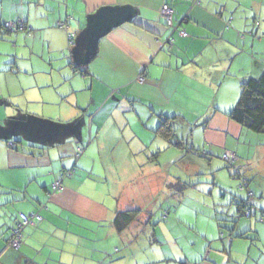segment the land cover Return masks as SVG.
<instances>
[{
	"label": "crops",
	"instance_id": "0c3cea01",
	"mask_svg": "<svg viewBox=\"0 0 264 264\" xmlns=\"http://www.w3.org/2000/svg\"><path fill=\"white\" fill-rule=\"evenodd\" d=\"M165 3L174 8L177 30L168 27L161 15ZM235 4L228 6L221 0H200L199 4L194 0H0V85L3 80L10 84L16 76L21 83L31 80L28 89L22 87L23 97L16 105L22 112L30 107L27 113L33 119L37 116L31 111L54 119L58 129L49 131L52 124L43 129L42 120L34 142L25 143L19 135L0 145V168L4 169L0 183L18 198L11 203L6 195L0 204V227L5 231L0 232V264L28 260L37 264H241L233 247L238 235L222 233L223 239L230 237L231 248H221L218 237L208 241L206 226L185 224L180 211L171 222L170 207L140 212L138 222L121 232L114 225L116 215L129 205L125 194L129 184L142 178L144 169L158 165L169 145L184 149L182 138L173 142L179 129L198 130L196 134L205 139L192 138L190 144L196 153H209L210 159L226 151L235 152L238 159L243 154L233 142L242 128L228 113L240 97L242 81L260 76L264 64L258 63L257 71L250 69L253 51L248 47L250 40L239 37L234 26ZM255 4L264 9V0ZM244 7L250 8V2ZM19 21L25 24L24 30L3 29L6 22ZM180 30L188 35L181 36ZM240 40L246 41L241 48ZM13 95L19 93L9 96ZM50 105L61 111H51ZM165 117L172 118L175 128L168 139L156 132ZM124 131L132 139L129 146L121 139ZM158 136L169 143L165 147L161 141L162 152L156 151L160 154L152 158ZM95 139L105 163L132 167L134 177L122 181L123 175L116 173L117 182L105 170L97 174L85 161ZM176 157L172 155L169 162L173 164ZM66 171L71 177L64 179L62 190L55 191L53 183ZM156 183L154 179L147 190L156 189ZM145 186L146 182L141 189ZM217 207L210 208L215 220ZM160 212L164 220L154 223V215ZM20 213L39 214L42 219L24 228L21 247L13 249L9 237ZM8 249L17 253L9 254Z\"/></svg>",
	"mask_w": 264,
	"mask_h": 264
},
{
	"label": "rangeland",
	"instance_id": "374dc122",
	"mask_svg": "<svg viewBox=\"0 0 264 264\" xmlns=\"http://www.w3.org/2000/svg\"><path fill=\"white\" fill-rule=\"evenodd\" d=\"M221 1L228 6L229 4L234 6L235 2H238V5L232 10L233 16H235L234 26L237 27L240 32L239 37L243 36L244 39L247 38V41L250 40L248 47L250 48V53L251 50L253 51L250 69L257 71L260 64H264V9L261 5L259 7L255 4V0ZM246 2H250V8L244 7ZM245 42L246 41L243 42L240 40L239 47H243L242 44ZM240 59L241 58H239V60ZM258 63H260L259 66H257ZM11 70H13V68ZM239 74L242 76L241 72H239ZM239 74L236 76H239ZM20 77H23V75H20ZM257 78H259V76ZM28 79L30 80V78ZM241 80L243 79L238 80L239 83ZM245 80L247 79L245 78ZM29 82L32 81L25 79L21 83V78H17L16 76L10 84H7L3 80V83L0 85V94L3 93L0 97V145H4L8 139L14 140L15 138H19V135H21L20 138L23 139L25 143L28 141L34 142V135H38L40 131L38 128L39 122L45 120L51 124L52 121H54V119L51 120L49 117L39 116L32 111L31 115L46 119L38 120L37 117H35L36 119L28 117L29 113L27 112L31 110L30 107H27L24 109L25 112H22L20 107L16 105L17 103H15V101H20L23 97V93H21L22 87L28 89ZM14 93H19V95L9 96ZM240 93L241 89L238 92L239 96ZM19 105L23 107L21 102ZM32 107L34 108L35 105H32L31 108ZM48 107H50L53 112L56 110V113L61 111L57 105H50ZM24 115L25 117L22 119ZM125 126L123 125L121 127ZM239 127L242 128V133L234 137L235 139L233 142L237 144L240 150H243V154H239V161L236 162L234 166L227 164L222 156L216 155L210 159L208 156L209 153H196V150L192 148L190 144L192 138L197 142L200 140L202 141V138H204L196 134L198 131L196 129L194 133H192V128L189 130H178V136L175 137L177 141L173 140V142H178L180 138H182L180 142L185 144L182 150L173 148L171 145L167 147L168 141L162 140L161 136H158V143L156 145L154 144V150L151 152L155 154L154 156L149 154L154 158L156 151L162 152L163 148L159 144L161 141H164L167 149L161 154L157 153V155L160 154L158 165H155L153 168L144 169L143 177L135 179L132 184H129V188L132 190L130 191L129 189V191H127L128 193H125L126 196L129 197V199L126 200L129 204L126 210H139L145 214L152 209L159 210L160 208L164 209L170 207L174 215L170 220L171 222L175 220L174 217L176 212L180 211L178 215H181L180 218H183L185 224L192 227L197 225L206 226L207 232L211 236L208 241L211 242L212 238L214 239L216 236L218 237L217 241H219L218 245L227 250L231 248L230 237L227 236L225 240L223 236L225 234L230 235L231 232L235 235H239L234 239L233 244L234 249L237 251L235 258H237L241 264H264V133L248 130L240 124ZM123 129L124 128H121V130ZM9 132L13 133V135L9 136ZM123 134L121 139L124 140L128 146L131 145L132 139L126 136L127 133H125V131ZM191 134H193V136ZM104 138L105 137H103V142L101 143L104 144L103 147L108 143ZM96 141L97 139H95L91 145L88 153V160L85 161L89 165L94 166L93 169L97 174L99 171L105 170L106 175L109 174L108 177L110 180H116L117 182L119 178L116 173L118 175H123L121 177L123 178L122 181L127 176L134 177L131 173V171L134 170L132 167L117 168L110 163L108 164V162L105 163L101 156L99 144L95 143ZM81 144L86 146L84 142ZM119 146L117 148H119ZM106 148L107 145L105 149ZM76 154L77 153L73 156V159H75ZM196 154H199V156ZM172 155L173 158L177 156L173 164L169 162ZM140 156L144 157L145 155L140 154ZM189 156L193 157V160H190L188 158ZM90 159H94V163L89 161ZM81 163L77 166L81 167ZM238 169L240 170V174L236 173ZM3 170L4 169L1 167L0 175ZM125 171L128 172V174H125ZM154 179L157 182V188H154L152 191L147 190L149 186L154 184ZM144 182H146L145 189H141ZM2 185L6 186V184L0 183V204L4 201L3 199L6 195L10 196V202L12 203L13 198H17V193L15 192L14 195L11 196V194H8L9 191L2 188ZM113 186H117V184ZM241 200L247 201V208L252 211L251 217L243 215L242 212L238 210L239 205L237 201ZM214 204H217L218 207L213 217L215 218V216H217L220 220H215L210 217V212H213L210 208L214 206ZM205 205H207L208 208ZM2 210L5 215L8 216L5 205ZM162 215L161 212L156 216L154 215V223H158L159 220H164L161 218ZM218 224H220L221 227H219ZM3 231L2 227H0V232ZM222 233H224L223 236L221 235ZM241 233H245V235H243L244 237L240 236ZM2 241L4 242L5 240ZM208 245L209 248H215L213 245ZM8 250L9 254L17 253L16 250Z\"/></svg>",
	"mask_w": 264,
	"mask_h": 264
},
{
	"label": "trees",
	"instance_id": "16d2710c",
	"mask_svg": "<svg viewBox=\"0 0 264 264\" xmlns=\"http://www.w3.org/2000/svg\"><path fill=\"white\" fill-rule=\"evenodd\" d=\"M228 116L248 130L264 133V71L259 78L250 77L242 82L240 97L233 109L228 113ZM171 120V117H165L156 131L167 139L171 138L175 131ZM156 155L154 158H157ZM236 173L239 174L240 170L238 169ZM237 203L239 205L238 210L242 212L243 215L247 217L252 216V211L247 208V201L241 200L237 201ZM247 211L250 212L249 215ZM139 215V210L121 211L116 215L114 225L118 231H124L134 222H138ZM216 218L220 220L218 217ZM243 235H245V233H242L240 236ZM26 264L37 263L28 260Z\"/></svg>",
	"mask_w": 264,
	"mask_h": 264
},
{
	"label": "built area",
	"instance_id": "2783aa9c",
	"mask_svg": "<svg viewBox=\"0 0 264 264\" xmlns=\"http://www.w3.org/2000/svg\"><path fill=\"white\" fill-rule=\"evenodd\" d=\"M195 4H199L200 0H194ZM174 8L168 4L165 3L161 7V15L164 18L166 25L170 28H173L174 30H177V27L174 24ZM60 27L64 28V23L59 24ZM3 29L9 32H15L19 30H24L25 29V24L22 21L19 22H6L5 25H3ZM179 34L183 37H186L188 33L185 30H180ZM2 35V30L0 29V36ZM71 38V36H70ZM170 43H173V39H169ZM139 80H143L142 77L139 78ZM82 153L81 149L78 151V156ZM223 159L226 161L227 164L230 166H234L236 161L238 160V156L236 155L235 152L232 151H226L223 154ZM71 172L66 171L62 177L57 180L56 182L53 183V189L55 191L57 190H62L63 189V181L65 178L71 177ZM249 211H247V214L249 215ZM41 220L42 217L39 214H33V215H28L25 213H20L19 214V221L17 222L16 226H14L11 229L10 232V237H9V246L12 247L13 249H19L22 244V239H23V230L24 228L29 225L30 223L33 222V220Z\"/></svg>",
	"mask_w": 264,
	"mask_h": 264
},
{
	"label": "water",
	"instance_id": "95a60500",
	"mask_svg": "<svg viewBox=\"0 0 264 264\" xmlns=\"http://www.w3.org/2000/svg\"><path fill=\"white\" fill-rule=\"evenodd\" d=\"M42 122H43V121H42ZM40 123H41V122H39V124H40ZM43 123H44V125H42V128H43V129L46 128L47 130H48V126L52 124V123H51V124L48 123L47 121H45V122H43ZM45 125H46V126H45ZM53 126H54V127H53ZM52 128H53V129H50V130H49V131H52V133H54V131H55V132L58 131V129L56 128V126H55L54 124H52Z\"/></svg>",
	"mask_w": 264,
	"mask_h": 264
}]
</instances>
